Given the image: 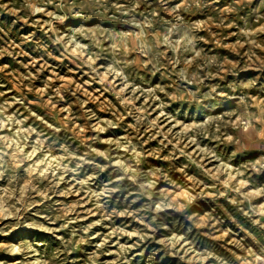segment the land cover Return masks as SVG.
Wrapping results in <instances>:
<instances>
[{
    "label": "rangeland",
    "instance_id": "1",
    "mask_svg": "<svg viewBox=\"0 0 264 264\" xmlns=\"http://www.w3.org/2000/svg\"><path fill=\"white\" fill-rule=\"evenodd\" d=\"M0 264H264V0H0Z\"/></svg>",
    "mask_w": 264,
    "mask_h": 264
}]
</instances>
